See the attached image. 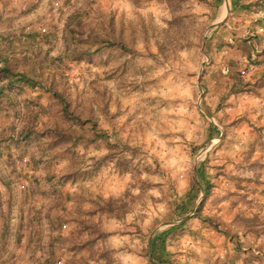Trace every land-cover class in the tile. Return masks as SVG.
<instances>
[{"label":"rangeland","instance_id":"rangeland-1","mask_svg":"<svg viewBox=\"0 0 264 264\" xmlns=\"http://www.w3.org/2000/svg\"><path fill=\"white\" fill-rule=\"evenodd\" d=\"M232 1L0 0L38 82L0 98V264H264V0Z\"/></svg>","mask_w":264,"mask_h":264},{"label":"trees","instance_id":"trees-1","mask_svg":"<svg viewBox=\"0 0 264 264\" xmlns=\"http://www.w3.org/2000/svg\"><path fill=\"white\" fill-rule=\"evenodd\" d=\"M240 1L241 0H233L231 3L232 8L237 7V6L240 8H244V5L242 3H240ZM230 10L232 11L233 9H230ZM6 63L7 62H6L5 58H0V82L2 83V84H0V98L5 91L10 92L13 89L21 90L24 86H29L32 88L37 86L38 82L34 81L32 78L28 77L24 73H17L16 71H13L11 68H9L6 65ZM54 96L56 97V99L61 104H63V100H62L60 95L55 94ZM211 128L215 129V127L213 125H211ZM23 140H28V136H26ZM204 194L206 195L205 189H204ZM187 200H190V198L187 197ZM202 201L203 200L200 201L199 205H201ZM180 225H183V224L180 223ZM166 234L165 235L160 234V236L155 235V237L153 238L152 243H151V252H150L151 253L150 259L151 260H153L152 255H154V252H156L154 250V246L156 244V241L160 243V247L158 248L157 251H163L164 250V239H165ZM157 263H159V262H157Z\"/></svg>","mask_w":264,"mask_h":264},{"label":"crops","instance_id":"crops-1","mask_svg":"<svg viewBox=\"0 0 264 264\" xmlns=\"http://www.w3.org/2000/svg\"><path fill=\"white\" fill-rule=\"evenodd\" d=\"M224 10L226 12V9H223L222 11L224 12ZM221 15H223V13ZM221 18H222V16H221ZM196 171H197V176H199L198 177V180H199V188L207 187L209 183L206 181L205 178H208V177H205L206 173L204 172V170L202 168L198 167V169H196ZM211 189H213L214 191H219V187L218 186L212 187ZM212 199H213V196H210L209 200H212ZM209 200H208V202H209ZM160 234L161 233H157L155 235H159L160 236ZM155 235H153L152 240L155 237ZM151 242L152 241H149V247H151V245H150ZM159 247H160V243L156 241V244L154 246V250L157 251ZM165 251H167V250H165ZM154 254H155V252H154ZM149 255H151V253Z\"/></svg>","mask_w":264,"mask_h":264},{"label":"water","instance_id":"water-1","mask_svg":"<svg viewBox=\"0 0 264 264\" xmlns=\"http://www.w3.org/2000/svg\"><path fill=\"white\" fill-rule=\"evenodd\" d=\"M226 11H227V14H228V13H229V6H227V5H226ZM224 20H225V18H224V19H222L220 22H218V23H216V24H213V25H211L209 29H212V28L216 27L218 24H220V23L224 22ZM183 219H185V217H184V218H182V219H180V220H183ZM169 224H172V223H169Z\"/></svg>","mask_w":264,"mask_h":264}]
</instances>
